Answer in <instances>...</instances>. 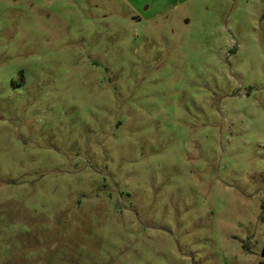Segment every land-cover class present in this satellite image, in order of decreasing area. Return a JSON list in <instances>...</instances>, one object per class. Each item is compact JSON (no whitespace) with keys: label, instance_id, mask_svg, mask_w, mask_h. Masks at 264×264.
<instances>
[{"label":"rangeland","instance_id":"obj_1","mask_svg":"<svg viewBox=\"0 0 264 264\" xmlns=\"http://www.w3.org/2000/svg\"><path fill=\"white\" fill-rule=\"evenodd\" d=\"M264 0H0V264H258Z\"/></svg>","mask_w":264,"mask_h":264},{"label":"trees","instance_id":"obj_2","mask_svg":"<svg viewBox=\"0 0 264 264\" xmlns=\"http://www.w3.org/2000/svg\"><path fill=\"white\" fill-rule=\"evenodd\" d=\"M258 264H264V251H263V259L260 260V262Z\"/></svg>","mask_w":264,"mask_h":264}]
</instances>
